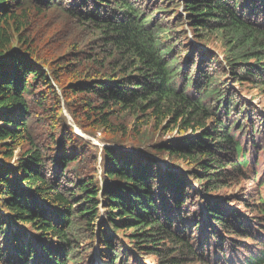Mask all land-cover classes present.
Returning <instances> with one entry per match:
<instances>
[{
	"label": "trees",
	"instance_id": "trees-1",
	"mask_svg": "<svg viewBox=\"0 0 264 264\" xmlns=\"http://www.w3.org/2000/svg\"><path fill=\"white\" fill-rule=\"evenodd\" d=\"M251 91L264 0H0V264H236Z\"/></svg>",
	"mask_w": 264,
	"mask_h": 264
},
{
	"label": "rangeland",
	"instance_id": "rangeland-1",
	"mask_svg": "<svg viewBox=\"0 0 264 264\" xmlns=\"http://www.w3.org/2000/svg\"><path fill=\"white\" fill-rule=\"evenodd\" d=\"M190 37V36H189ZM250 95H255L254 91H251V93L249 95H244V100L248 101L250 103V105H252L257 114L260 116L264 117V100L262 99V97L260 98H253L252 96L250 97ZM64 115L67 121H69L70 116L67 114L66 111H64ZM90 138H92L91 136H89ZM251 140L253 141L252 144H250ZM260 137L258 138H249L248 140L245 141V145L250 144L252 147V149H249L248 151V156H249V160H250V166L248 167L249 169L254 170V172H257L258 175H263V180L264 181V151L262 153H260L261 148H256L255 144H258V142H260ZM247 175L250 178V173L245 174V178L247 179ZM250 183L249 185H251L253 187L254 190H251V192H249V194H247L246 196H241V194L243 193V189H240L239 187H235L232 188L231 190H225V194L215 197L216 199H218L219 201H222L226 204H228L229 206H225L228 209H235L236 206L233 205L231 206L228 202H232L231 200L237 201V202H248L249 200L251 201V209H254V211H256L255 207L258 204H255L256 201H258L259 203V198H264V186L261 187L260 185H258L259 183H254L253 184V180L249 179ZM241 199H243V201H241ZM255 204V205H253ZM231 207V208H229ZM239 213L244 216V217H250L252 216L251 214L245 213L243 210H239ZM218 252V251H217ZM216 252V253H217ZM213 253V256L216 257L217 254ZM251 256V255H250ZM254 258L258 257V255H252ZM239 258H243L244 256L242 254L238 255ZM93 262V259H90V263ZM100 264H103L102 262H100ZM148 264H150L148 262Z\"/></svg>",
	"mask_w": 264,
	"mask_h": 264
},
{
	"label": "bare ground",
	"instance_id": "bare-ground-1",
	"mask_svg": "<svg viewBox=\"0 0 264 264\" xmlns=\"http://www.w3.org/2000/svg\"><path fill=\"white\" fill-rule=\"evenodd\" d=\"M254 44V43H253Z\"/></svg>",
	"mask_w": 264,
	"mask_h": 264
}]
</instances>
